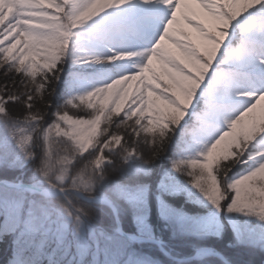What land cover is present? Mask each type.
Returning <instances> with one entry per match:
<instances>
[{
  "label": "snow or ice",
  "instance_id": "snow-or-ice-1",
  "mask_svg": "<svg viewBox=\"0 0 264 264\" xmlns=\"http://www.w3.org/2000/svg\"><path fill=\"white\" fill-rule=\"evenodd\" d=\"M0 264H264V0H0Z\"/></svg>",
  "mask_w": 264,
  "mask_h": 264
},
{
  "label": "trees",
  "instance_id": "trees-1",
  "mask_svg": "<svg viewBox=\"0 0 264 264\" xmlns=\"http://www.w3.org/2000/svg\"><path fill=\"white\" fill-rule=\"evenodd\" d=\"M5 248H6V245L0 246V260L4 258L3 252ZM253 259L255 260L256 264H262V258L260 256H256Z\"/></svg>",
  "mask_w": 264,
  "mask_h": 264
}]
</instances>
